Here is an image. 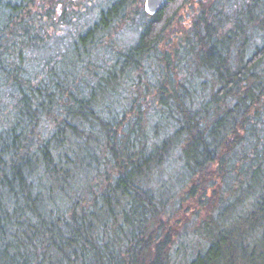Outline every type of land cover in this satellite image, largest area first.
Returning <instances> with one entry per match:
<instances>
[{
  "label": "trees",
  "instance_id": "1",
  "mask_svg": "<svg viewBox=\"0 0 264 264\" xmlns=\"http://www.w3.org/2000/svg\"><path fill=\"white\" fill-rule=\"evenodd\" d=\"M142 2L0 0V264H264V0Z\"/></svg>",
  "mask_w": 264,
  "mask_h": 264
},
{
  "label": "water",
  "instance_id": "2",
  "mask_svg": "<svg viewBox=\"0 0 264 264\" xmlns=\"http://www.w3.org/2000/svg\"><path fill=\"white\" fill-rule=\"evenodd\" d=\"M168 0H145L144 11L147 15L153 16Z\"/></svg>",
  "mask_w": 264,
  "mask_h": 264
},
{
  "label": "rangeland",
  "instance_id": "3",
  "mask_svg": "<svg viewBox=\"0 0 264 264\" xmlns=\"http://www.w3.org/2000/svg\"><path fill=\"white\" fill-rule=\"evenodd\" d=\"M144 1L145 0H143V2H142V5L144 6ZM187 12L186 11H184V12H182L181 13V18L182 19H187L188 18V16H187V14H186ZM120 33H121V31H120ZM121 39L122 40H124V41H129V40H131L133 37H134V31H132V30H124L122 33H121ZM177 216V215H176ZM176 216H175V218H176Z\"/></svg>",
  "mask_w": 264,
  "mask_h": 264
}]
</instances>
